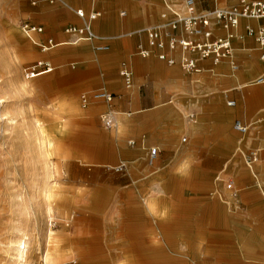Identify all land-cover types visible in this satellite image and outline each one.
<instances>
[{"label":"crops","instance_id":"crops-1","mask_svg":"<svg viewBox=\"0 0 264 264\" xmlns=\"http://www.w3.org/2000/svg\"><path fill=\"white\" fill-rule=\"evenodd\" d=\"M21 1L31 4V0ZM166 1L175 10L185 11L183 0ZM239 2L197 0V8L211 11ZM66 4L84 8L87 14L100 13L93 29L102 35L98 43L108 49L98 51L87 41L67 43L71 38L64 31L67 25L62 29L64 24L79 25L81 19ZM32 6L33 19H39L38 14L41 19L25 22L44 28L43 33L34 34L41 41L52 38L59 43L56 47L61 46L58 50L65 47L62 45L79 44L74 53L50 59L55 72L40 80L57 86L59 101L68 82L76 90L86 89L83 92L105 87L115 95L113 109L124 138L135 141L122 149L125 173L89 187L86 199L90 203L78 213L81 222L85 217L88 223L86 236L76 239L75 245L108 250L105 264H264V242L261 254L252 253L250 238L238 241L236 224H227L232 218L247 232L253 225H264L260 191L264 184V48L247 33V26H264V19H242L230 58L219 63L202 59L200 71L187 73L179 64L178 53L175 64L137 53L140 45L148 46L145 29L164 23V12L175 19L164 0H63L53 5L41 0ZM214 25L216 36L225 34L216 21ZM62 61L74 70L68 71L65 63L55 64ZM123 62L133 71L132 87L120 75ZM6 76L10 95L8 88H27L13 62ZM231 101L235 103L230 105ZM97 103L103 107L101 113L107 109L101 101L91 105ZM237 121L249 125L248 131H238ZM151 147L158 148L153 159ZM232 151L240 152L244 161L257 152L253 172L243 160H228ZM195 154L200 155L198 159L193 158ZM230 163L228 182L239 192L235 198L226 186L228 193L216 190L226 202L209 191L216 172L221 180H216L218 176L215 180L225 181L222 174ZM187 168L193 171L186 174Z\"/></svg>","mask_w":264,"mask_h":264},{"label":"rangeland","instance_id":"rangeland-1","mask_svg":"<svg viewBox=\"0 0 264 264\" xmlns=\"http://www.w3.org/2000/svg\"><path fill=\"white\" fill-rule=\"evenodd\" d=\"M14 1L18 3L15 6ZM71 7L76 8L73 5L68 8ZM33 8L21 0H0V59L13 62L14 69L17 68L21 79L28 84L25 90L8 88L12 92L7 112L15 116V124H9L11 129L2 145L0 135V264H23L14 251V240L21 232L29 237L27 264H105L108 250L75 245L76 239L86 236L88 227L85 217L81 222L78 213L90 203L86 197L92 183L96 185L108 176L125 173L126 165L122 170L116 167L122 159L126 160L122 149L129 145V139L124 138L120 119L117 128H104L99 118L103 109L100 103L86 108L81 105L80 94L86 89L76 90L73 83L68 82L59 101L57 86L40 80L55 71L26 78L25 69L36 61H55L74 53L79 45H62L65 47L59 50L61 46L42 51L41 46L35 44L41 41V36L30 38L22 27V22L41 19L40 14L37 15L39 19H33ZM93 24L95 27L96 21ZM96 34L102 37L97 30ZM60 63L65 62H55ZM65 64L68 71L74 70L70 63ZM5 72L0 66V76L4 80L7 78ZM0 124H3L1 119ZM39 137L44 140L43 145H40ZM47 152L48 156H45ZM111 152L113 155H108ZM199 156L195 154L193 158ZM227 158L233 163L243 160L237 151L228 153ZM231 165L222 174L224 182H217L215 178L219 171L215 173L209 191L211 196L219 198L213 194L216 190L228 193L225 186L231 179ZM192 171L191 168L184 170L186 174ZM45 184L50 187L49 196L40 193ZM262 197L264 199L263 194ZM100 203L98 200L99 206ZM49 206L52 208L50 214ZM52 221L57 225L53 226ZM232 223L237 226L236 239L241 242L249 237L251 252L261 254L264 225H253L247 232L241 222L232 218L227 220L228 226ZM51 230L54 231L52 236L49 235ZM46 253L50 256L48 263L43 257Z\"/></svg>","mask_w":264,"mask_h":264},{"label":"built area","instance_id":"built-area-1","mask_svg":"<svg viewBox=\"0 0 264 264\" xmlns=\"http://www.w3.org/2000/svg\"><path fill=\"white\" fill-rule=\"evenodd\" d=\"M41 0H31L32 5H37ZM50 4L63 3V0H46ZM168 11L174 16V20H170L168 12L162 14L164 23L155 26H150L146 30L148 38V46H139L138 55L143 58H148L156 55L159 59L167 61L169 64H175L177 58L175 54H179V64L187 73L200 71L199 61L206 58H211L215 63L230 58L232 56V40L238 37L237 30L242 19H264V0H240L236 5L228 7H218L211 11L198 10L197 0H183L184 12H179L172 7V4L164 0ZM65 4V3H64ZM69 6L68 4H66ZM75 14L81 19L82 23L69 24L64 31L72 39L73 44L82 41L90 42L96 50H106L107 45L98 43L100 36L93 29V23L100 15L99 12L93 11L89 14L84 8H72ZM217 22L224 29L225 34L215 35L214 22ZM24 32L28 37L32 38L35 33H43L44 28L38 25H32L28 22L22 23ZM247 33L256 38L261 47L264 48V26L254 28L247 26ZM36 44L41 46L42 51L46 52L59 43L52 38L46 42L37 41ZM264 61V53L261 56ZM236 67V65H234ZM54 70V65L49 60H38L25 69L27 79H33L40 75L51 73ZM120 75L123 77L127 87H132L133 71L130 66L123 62L120 68ZM115 95L105 87L99 88L91 92H83L80 95L81 105L86 108L94 102L101 101L107 105V109L100 114L102 125L107 130L117 128L118 120L117 113L113 109V101ZM231 101L229 104L233 105ZM192 118V116H190ZM235 128L240 132H247L249 125L243 124L240 121L235 123ZM186 141V138H183ZM129 144L134 145L135 141L130 140ZM158 152L157 147L149 149L151 159L155 158ZM259 160V154L253 152L245 156L247 167L253 172L254 164ZM124 163L119 164L116 169L122 170ZM216 180H221L218 176ZM227 190L233 197L238 196V190L233 182H227ZM261 191L264 196V187L261 186ZM220 199L227 202L224 196L216 191ZM53 226L57 223L52 221Z\"/></svg>","mask_w":264,"mask_h":264},{"label":"bare ground","instance_id":"bare-ground-1","mask_svg":"<svg viewBox=\"0 0 264 264\" xmlns=\"http://www.w3.org/2000/svg\"><path fill=\"white\" fill-rule=\"evenodd\" d=\"M67 43H72V42L67 41ZM37 45H39V44H37ZM60 45H62V44H60ZM1 59H0V66L2 67V69L6 70L7 67L10 65V63L8 61H1ZM4 74L6 75V72ZM5 89H6V81L4 79H2L0 76V119L3 122V124H0V135L2 136L1 145H2V143L6 142V138H7L6 133H8L11 129L9 124H13V123L15 124L14 117L11 116L7 112V103H8V99L10 98L11 95L9 94V92L8 93L4 92ZM38 141L40 142V145L44 144V140L41 139L40 137L38 138ZM45 156H48V152L45 153ZM44 186H46V184ZM40 193L44 196H49L50 187L46 186V187L41 188ZM213 194H216V192H214ZM51 211H52V208H51V206H49L48 207V213L50 214ZM53 234H54V231L51 230L49 232V235L52 236ZM28 240H29V237L27 236V234L22 233V232L20 233V236L14 240V251L19 256V260L21 262H23V264H27V255H28L27 252L29 250L28 249V246H29ZM43 257H45L44 261H46V263H48V260L50 259L49 254L46 253V255ZM16 262H18V261L16 260Z\"/></svg>","mask_w":264,"mask_h":264}]
</instances>
